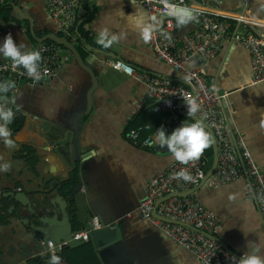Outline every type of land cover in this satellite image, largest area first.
I'll return each mask as SVG.
<instances>
[{
    "label": "crops",
    "instance_id": "crops-1",
    "mask_svg": "<svg viewBox=\"0 0 264 264\" xmlns=\"http://www.w3.org/2000/svg\"><path fill=\"white\" fill-rule=\"evenodd\" d=\"M47 1L10 0L16 21H6L0 16V42L11 33L17 44L32 49L35 41L26 17L32 19L37 36L61 34L47 11ZM218 11L231 18L245 15L256 24L252 30L264 38V0H252L247 10L236 0H226ZM79 15V25L87 23L93 44L84 47L86 58L81 57L99 83L92 93V108L88 107L91 75L75 59L66 61L65 50L51 81L37 86L20 84L0 98V107H12L26 117L17 132L15 122L9 126L15 149L0 142V162L10 164L9 171L0 172V199L5 202L4 195L12 192L39 196L57 181L59 193L69 205L74 228L85 231L98 218L101 223L115 224L122 231L121 241L112 246L100 243L101 249L96 248L102 264H200L193 253L175 244L138 213L147 197L149 181L177 162L155 140V132L161 127L167 133L172 132L162 105L149 103L142 112L132 115L145 93L144 85L101 62L123 60L139 70L176 82L180 80L179 74L158 61L148 42L140 38L139 28L151 20L147 10L134 0H85ZM104 27L116 34L123 33L125 38L110 48L98 45L97 33ZM194 28L184 25L178 34L186 35ZM4 60L0 56V62ZM189 67L198 68V61H191ZM206 74L213 89L229 95L228 119L264 173V82L254 83L250 54L242 47L225 43L207 65ZM189 119L194 118L182 116V122ZM43 122L48 126L42 128ZM132 130H141L140 143L129 139ZM57 131L62 132L59 138ZM207 132L210 144L202 156L210 171L214 168L216 145L212 134ZM68 134L69 144L58 145V141L67 140ZM148 137L155 142L153 150L142 146ZM27 146L32 147L38 159L34 170L24 158L23 147ZM71 181L75 185L67 196L63 186ZM197 192L202 203L221 219L218 238L225 247L242 255L259 246L264 254V217L246 199L241 181L218 188L203 185ZM8 206L12 205L6 204L5 208ZM5 208L1 213L5 214ZM5 226L0 223V232L7 230Z\"/></svg>",
    "mask_w": 264,
    "mask_h": 264
},
{
    "label": "built area",
    "instance_id": "built-area-1",
    "mask_svg": "<svg viewBox=\"0 0 264 264\" xmlns=\"http://www.w3.org/2000/svg\"><path fill=\"white\" fill-rule=\"evenodd\" d=\"M7 1L0 0V8ZM134 1L147 10L151 22L157 25L148 41L156 59L178 73L180 80L176 82L139 70L123 60H105L101 64L144 85L145 93L137 101L132 115L142 112L149 103H159L171 131L181 125L183 115H188L186 101L195 100L200 106L196 118L212 131L218 149V166L211 177H208L207 160L201 156L187 165L174 162L152 178L148 183L147 197L138 207V213L142 220L151 223L175 244L193 253L200 264H239L244 254L233 253L217 240L222 230L221 219L202 203L197 190L203 185L218 188L241 181L246 199L254 203L259 214L264 217V173L253 159L244 138L228 119L226 105L229 95L209 85L206 67L217 57L225 43H231L248 51L254 83H263L264 38L252 30L256 24L245 15L231 18L219 12L218 9L226 0ZM236 1L245 10L252 2ZM84 2L48 0L46 5L60 33L74 46L78 45L80 38L79 14ZM177 8L191 9L196 14L197 19L189 24L195 28L186 35L178 34L183 26L176 25L174 14ZM162 32L171 38L166 39ZM31 50L41 53V79L37 81L30 78L22 67L13 68L11 61L6 59L0 62V81H14V87L20 84L37 86L51 81L56 75L62 50L48 42L37 43ZM71 59V53L67 52L65 60ZM193 60L198 61V68L189 67ZM140 137L141 130L129 132V139L133 143H140ZM142 146L153 150L155 142L148 137L142 141ZM182 169L190 173V181L173 178V174ZM188 192L191 194L187 197H176L177 194ZM108 226L95 218L92 227L76 234L73 241H88L93 231ZM49 246L52 254H58L63 249L62 246L53 247L51 243Z\"/></svg>",
    "mask_w": 264,
    "mask_h": 264
},
{
    "label": "water",
    "instance_id": "water-1",
    "mask_svg": "<svg viewBox=\"0 0 264 264\" xmlns=\"http://www.w3.org/2000/svg\"><path fill=\"white\" fill-rule=\"evenodd\" d=\"M17 10L21 15V10L18 8ZM26 19L30 21L31 36L36 43L51 42L56 44L62 51L70 52L73 59L89 72L93 80V85L88 95V107L90 110L92 108V93L99 84L95 73L85 65L76 46L70 43L67 38L60 37L54 33L38 37L32 19L29 17H26ZM13 90H10V92ZM15 113L14 122L18 127L14 132H17L23 127L26 117L20 115L19 110H15ZM45 126H48V123L43 122L41 127L44 128ZM206 129L213 136L212 131L208 127ZM61 133V131H57L56 137L59 138ZM69 137L70 134L67 135V140L58 141L57 144L60 146L68 145ZM215 145L214 168L209 171L208 177L214 174L218 166L216 141ZM55 182L57 181H53L51 188L40 192L39 196L29 195L24 192H12L4 195L5 202L0 199V203L2 202L0 204V212L4 210L6 204L12 205L11 213H0V217L3 218L7 228L5 232H0V264H30L31 261H44L47 255L52 254L49 252V243L53 247L75 248L87 242L83 240L73 241L74 236L83 232V230L74 228L68 212L69 205L64 196L59 193L61 188L57 187L58 183L55 184ZM56 191H58V194H56ZM190 194V192L181 193L177 194L176 197H187ZM108 225L110 226L91 233L90 238L98 250L101 249L100 243H103L104 246H112L123 239L122 231L115 224ZM217 240L221 243L219 238ZM61 262H64L63 258H61Z\"/></svg>",
    "mask_w": 264,
    "mask_h": 264
},
{
    "label": "clouds",
    "instance_id": "clouds-1",
    "mask_svg": "<svg viewBox=\"0 0 264 264\" xmlns=\"http://www.w3.org/2000/svg\"><path fill=\"white\" fill-rule=\"evenodd\" d=\"M177 26H184L194 22L197 17L191 9L177 8L174 14ZM157 25L151 21L146 22L139 28V36L144 42H148L152 32ZM166 39L171 37L161 33ZM124 34L111 32L107 27L101 28L96 37V43L104 48H110L113 44L124 39ZM0 56L10 60L13 68L22 67L30 78L41 79L40 65L42 62L41 53L31 50L23 43L17 44L13 35L8 33L4 40L0 42ZM14 87V81H0V98L5 97ZM186 101V100H185ZM189 119L181 123L171 133H167L164 127L155 132V140L161 148H166L171 157L180 164L187 165L189 162L199 160L204 151L209 147L210 138L203 121L196 118L200 110L199 104L195 100L186 101ZM169 106L171 103L169 102ZM15 111L12 107H0V142L9 148L15 149V141L11 138L12 133L9 126L14 122ZM10 170V164L0 162V172ZM173 178L190 181L192 176L187 170H180L173 174ZM48 264H61V257L53 253L48 260ZM239 264H264V254H261L259 246L255 251L249 250L239 259Z\"/></svg>",
    "mask_w": 264,
    "mask_h": 264
},
{
    "label": "trees",
    "instance_id": "trees-1",
    "mask_svg": "<svg viewBox=\"0 0 264 264\" xmlns=\"http://www.w3.org/2000/svg\"><path fill=\"white\" fill-rule=\"evenodd\" d=\"M14 8L12 7V4L10 3V0L7 1V4L0 8V16L6 20V21H16V18L12 16ZM79 32H80V38L78 45H76L79 53L81 56L85 59L86 50L84 47H91L92 39L88 32V26L87 23L82 22L79 25ZM60 37H64L63 34H59ZM38 37H43V35L38 34ZM51 43V42H48ZM34 44H37L36 41ZM24 148V158L25 160L30 164L31 168L34 170L36 166L38 165V159L34 154V151L32 150V147H23ZM210 154L212 156V152L210 151ZM75 182L71 181L69 183H66L63 186V191L65 192V195L70 196V190L72 191L74 188ZM69 191V192H68ZM67 192V193H66ZM71 211V210H70ZM74 215V212L72 213ZM1 223L4 224L3 218L0 217ZM76 229H80L78 227H75ZM59 257L63 258L64 261L68 260L69 264H102L97 253V249L93 242L91 240L81 244L78 247L72 248V247H65L62 249V251L58 254ZM51 255H47L46 259L44 261L35 262L31 261L30 264H48V260L50 259Z\"/></svg>",
    "mask_w": 264,
    "mask_h": 264
},
{
    "label": "flooded vegetation",
    "instance_id": "flooded-vegetation-1",
    "mask_svg": "<svg viewBox=\"0 0 264 264\" xmlns=\"http://www.w3.org/2000/svg\"><path fill=\"white\" fill-rule=\"evenodd\" d=\"M4 211V210H3ZM12 212V208L11 206H8L7 208H5V214H9ZM1 213V212H0Z\"/></svg>",
    "mask_w": 264,
    "mask_h": 264
}]
</instances>
